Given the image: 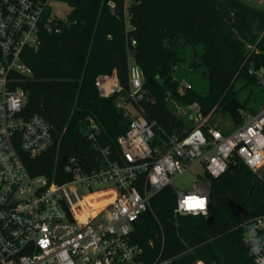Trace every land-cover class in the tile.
<instances>
[{"label": "trees", "instance_id": "1", "mask_svg": "<svg viewBox=\"0 0 264 264\" xmlns=\"http://www.w3.org/2000/svg\"><path fill=\"white\" fill-rule=\"evenodd\" d=\"M68 3L72 10L67 22L59 21L57 26L53 22L57 28L44 29L40 49L23 52L22 61L32 75H11L15 87L28 93L24 115L45 119L54 140L40 157H25L32 175L69 181L72 174L57 171L64 156L75 158L83 173L120 160L118 139L132 122L119 105L130 101V58L144 77L145 96L135 105L148 121L157 122L150 143L161 153L171 146V139L183 140L197 127L191 115L179 113L180 108L198 106L200 115L211 121L215 112L226 113L223 107L233 98L246 107L245 115H255L264 107V89L250 73L264 70V9L242 0ZM113 72L124 91L103 98L95 81ZM194 72L201 74L204 89L188 82L191 89L180 94L184 76ZM253 87L260 88L254 100ZM244 116L236 125L243 123ZM91 124L96 126L95 140L89 138ZM203 130L209 137L208 127ZM200 179L211 187L209 216L176 214V194L166 187L152 198L151 211L131 232L132 242L144 251L143 260L256 264L244 244L241 224L264 215V178L235 155L222 176L205 173ZM106 195L88 197L92 210L86 216L113 200Z\"/></svg>", "mask_w": 264, "mask_h": 264}, {"label": "built area", "instance_id": "2", "mask_svg": "<svg viewBox=\"0 0 264 264\" xmlns=\"http://www.w3.org/2000/svg\"><path fill=\"white\" fill-rule=\"evenodd\" d=\"M50 1L0 0V264H169L143 260V249L131 240L134 225L151 211L152 198L166 187L176 194V214L209 216L211 187L207 180L200 179L189 192L179 191L173 184L198 165L203 174L219 178L236 155L262 178L264 107L255 115L244 114L243 123L224 134L210 126L209 117L203 118L200 108L194 106L200 124L183 140L171 139V146L161 153L150 143L157 122L148 121L135 105L145 96L144 77L130 75V101L119 105L128 115L131 106L139 116L131 118L130 129L118 139L120 160L83 173L75 158H68L63 172L72 178L64 183L34 176L25 157H40L54 140L45 119L24 115L28 93L15 87L11 75H32L22 61L24 50L38 51L44 29L52 31L57 28L53 22L57 26L65 21L54 14ZM132 63L130 58L129 65ZM250 73L264 89V70L251 69ZM95 85L103 98L124 91L115 72L99 75ZM188 89L191 84L183 80L178 92ZM203 127L209 128V137ZM88 128L89 138L95 140L96 126ZM79 186L89 194L84 195ZM95 188L113 200L98 214L86 216L92 207L85 198L97 193ZM241 228L250 256L256 264H264V215L246 220Z\"/></svg>", "mask_w": 264, "mask_h": 264}, {"label": "rangeland", "instance_id": "3", "mask_svg": "<svg viewBox=\"0 0 264 264\" xmlns=\"http://www.w3.org/2000/svg\"><path fill=\"white\" fill-rule=\"evenodd\" d=\"M242 1L254 4L255 6L259 7V9H264V0H242ZM49 5L52 11L54 12V14L59 19L65 20L62 22H67L66 19L68 18V15L72 10L67 1L51 0ZM130 75L142 78L141 70L134 63V61L132 64H130ZM184 81L191 82L199 90H203L205 87L204 80L202 79L201 74L199 72L189 73L188 75L184 76ZM260 88L253 87V100L255 96L258 94ZM245 94H247V92ZM128 112L131 118H137L139 116V114L131 106H128ZM179 113L185 116L191 115L195 120L194 125L200 124L201 117L195 114L194 106L188 108L185 107L180 108ZM244 114L245 112H242L241 117H243ZM210 126H216V127L219 126L224 131H231V129L237 127L238 125H236V123L233 121L232 117L228 113H224L222 110H219L212 115ZM260 173L262 178H264V167L260 171ZM201 176H203V169L200 165H198L193 169L187 171L184 175L174 180L173 184L175 188H177L179 191L189 192L196 189L197 183L200 181ZM79 188L84 195L89 194V191H86L81 186H79ZM94 191L99 193L100 188H95Z\"/></svg>", "mask_w": 264, "mask_h": 264}, {"label": "water", "instance_id": "4", "mask_svg": "<svg viewBox=\"0 0 264 264\" xmlns=\"http://www.w3.org/2000/svg\"><path fill=\"white\" fill-rule=\"evenodd\" d=\"M223 110L232 117L233 121L236 124H238L239 119L242 116V112H245L246 107L241 104L236 98H233L227 104L224 105ZM67 160L68 156H64L62 158L60 164L57 166L58 172L64 171V166ZM143 217H146V215H144Z\"/></svg>", "mask_w": 264, "mask_h": 264}, {"label": "bare ground", "instance_id": "5", "mask_svg": "<svg viewBox=\"0 0 264 264\" xmlns=\"http://www.w3.org/2000/svg\"><path fill=\"white\" fill-rule=\"evenodd\" d=\"M94 194H95V193H94ZM92 195H93V194H92ZM90 196H91V195H90ZM88 197H89V196H88ZM88 197L85 198V202L88 201ZM111 202H112V201H111ZM108 204H109V203H108ZM106 205H107V204H106ZM106 205H105V206H106ZM103 208H104V206H103L101 209H99L97 213H95V214H91V215H96V214H98Z\"/></svg>", "mask_w": 264, "mask_h": 264}]
</instances>
